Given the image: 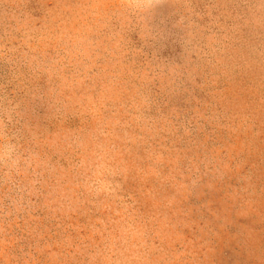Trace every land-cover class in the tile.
<instances>
[{"label": "rangeland", "instance_id": "rangeland-1", "mask_svg": "<svg viewBox=\"0 0 264 264\" xmlns=\"http://www.w3.org/2000/svg\"><path fill=\"white\" fill-rule=\"evenodd\" d=\"M0 264H264V0H0Z\"/></svg>", "mask_w": 264, "mask_h": 264}, {"label": "clouds", "instance_id": "clouds-1", "mask_svg": "<svg viewBox=\"0 0 264 264\" xmlns=\"http://www.w3.org/2000/svg\"><path fill=\"white\" fill-rule=\"evenodd\" d=\"M140 2L143 4V6L148 9L151 10L153 9L155 6L160 4V0H140ZM10 159H12L11 155L9 156ZM14 162V161H13Z\"/></svg>", "mask_w": 264, "mask_h": 264}]
</instances>
